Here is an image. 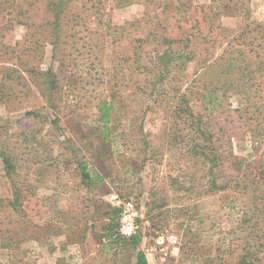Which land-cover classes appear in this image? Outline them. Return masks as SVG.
Returning a JSON list of instances; mask_svg holds the SVG:
<instances>
[{
    "label": "rangeland",
    "instance_id": "374dc122",
    "mask_svg": "<svg viewBox=\"0 0 264 264\" xmlns=\"http://www.w3.org/2000/svg\"><path fill=\"white\" fill-rule=\"evenodd\" d=\"M222 1L33 0L21 25L0 0V264H264V0ZM186 39L169 74L136 62ZM127 201L137 245L111 238Z\"/></svg>",
    "mask_w": 264,
    "mask_h": 264
},
{
    "label": "trees",
    "instance_id": "16d2710c",
    "mask_svg": "<svg viewBox=\"0 0 264 264\" xmlns=\"http://www.w3.org/2000/svg\"><path fill=\"white\" fill-rule=\"evenodd\" d=\"M14 2H16L17 0H12ZM32 1L33 0H20L21 2V9L24 10L23 6H27L25 8V13L20 12L19 17L22 18V20L18 19L19 24L21 25H31L33 23V17L30 13H28V9L29 7L32 6ZM24 2V3H23ZM224 6L223 9H227V10H236V5L235 3H238V0H223L222 1ZM24 5H23V4ZM228 4H233V7L228 6ZM66 6V3H64L63 1L60 3H56L53 5L54 11L56 12L55 14V19L54 20H49V25L50 26H56V27H60L61 28V20H63V12H64V8ZM228 6V7H227ZM206 9L211 10L212 7H206ZM11 22V21H10ZM6 26V25H5ZM163 38V37H162ZM169 40V41H168ZM165 43L168 42L170 45L172 43H174V40L169 38H166ZM183 42V46L180 50L175 51L173 50L170 46L167 47L162 44L157 45L156 47H153V49H144L143 45L141 46H137L136 51H135V56L136 58V62H138L141 58V54L143 51H145L148 56L150 55V57H148V60L151 61V63H153V65H155L154 68H156V70L158 71V73H156V78L163 75V74H169V70L171 69L172 66L177 65L179 62L180 63H186L187 61L191 60L193 57L195 58L196 54H197V50H194V47L191 46H186L187 42H191L190 40H184ZM145 43L144 41L141 42V44ZM145 46V44H144ZM139 49L141 51H139ZM242 49V48H241ZM145 68H147V65H144ZM9 68H7L6 70H8ZM10 71H15V70H11ZM150 71V70H149ZM3 79H5L4 77L1 79L0 81V87L3 88V90H5L6 88V84L3 82ZM50 85H52V90L57 89V83L55 81H53L52 83H50ZM8 94L5 92H1L0 93V103H4L6 102L7 98H8ZM107 105H109V107H107ZM101 108V115L99 117V122L103 123L104 125L107 126L108 124V118L110 117L109 113L112 109V104L111 103H107V101H103L100 104ZM25 116H36L35 111H27L25 114ZM207 157V155H204ZM0 159H2L6 170H8V173L11 174L12 170L15 169V166L13 164V159L11 157V155H9V153H7L3 147H0ZM211 163H213V166L216 167L217 166V159H210ZM94 173H96L94 171ZM96 175L98 176V178L100 179V181H102V178L100 177V175L98 173H96ZM82 176H83V180L85 182H90L93 183V179L91 177V173L89 172V170L85 169L83 167L82 170ZM214 187L218 188L216 186V183L214 182ZM220 188V187H219ZM13 206H15V204H13ZM121 210H118L117 212V216H120ZM119 230V228H118ZM111 238H114L115 241L119 240H124V239H128V238H124L120 235L119 231L117 233H115L114 235H111ZM131 239V242L134 245H137L139 243V239L135 236V237H131L129 238ZM260 261V257L258 256V254H254L252 251L250 250H246L244 251L241 255H239L238 257V261L235 264H256L257 262ZM138 264H146V259L145 256L142 253H139L138 255Z\"/></svg>",
    "mask_w": 264,
    "mask_h": 264
},
{
    "label": "built area",
    "instance_id": "2783aa9c",
    "mask_svg": "<svg viewBox=\"0 0 264 264\" xmlns=\"http://www.w3.org/2000/svg\"><path fill=\"white\" fill-rule=\"evenodd\" d=\"M138 212L133 202L127 201L123 203L120 218L119 233L124 238H131L138 232L137 224Z\"/></svg>",
    "mask_w": 264,
    "mask_h": 264
}]
</instances>
